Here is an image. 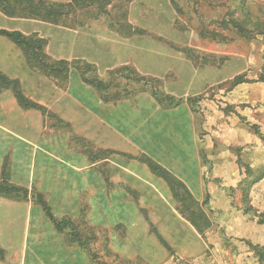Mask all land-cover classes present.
Here are the masks:
<instances>
[{
    "label": "crops",
    "instance_id": "1",
    "mask_svg": "<svg viewBox=\"0 0 264 264\" xmlns=\"http://www.w3.org/2000/svg\"><path fill=\"white\" fill-rule=\"evenodd\" d=\"M132 1L63 25L0 0V30L40 43L27 50L0 34V184L15 188L0 193V264H181L208 249L220 169L252 161L246 131L219 101L202 99L224 80H203L204 66L187 53L189 29L175 18L169 34L133 22ZM124 23L149 32L128 36ZM61 59L57 73L43 66ZM124 64L165 78L164 90L123 82ZM155 87L182 101L158 103Z\"/></svg>",
    "mask_w": 264,
    "mask_h": 264
},
{
    "label": "rangeland",
    "instance_id": "2",
    "mask_svg": "<svg viewBox=\"0 0 264 264\" xmlns=\"http://www.w3.org/2000/svg\"><path fill=\"white\" fill-rule=\"evenodd\" d=\"M177 2L179 9L174 16L173 11L162 0H133L130 19L142 25L159 23L155 25V32L160 34H169L174 29L170 26L173 18L180 26L189 29L182 33H186L183 34L184 40L189 49L194 51L187 53L198 66H204L203 78L212 79L218 75L221 81L224 80L216 87L205 89L202 99L206 100V106H212L219 101L231 121L235 120L240 127L245 128L246 132L241 133L246 136V146L251 150L249 157L252 160L246 164L241 161V167L220 169L218 180L221 195L217 200L220 218L218 224L214 222L213 233L208 235V249L198 257L180 258V263L264 264V260H260L252 249L253 246L258 249L264 248V82L257 81L263 45L260 39L249 42L231 40V36L235 37L232 33L218 27L214 29L215 25L209 24L205 25L207 29L221 33L224 40L213 41L199 36L197 30L207 20L221 18L226 10L228 13L229 8L233 7V2L229 0H177ZM78 17L80 20L83 19V14L82 16L79 14ZM167 22L168 25L164 24ZM175 32L180 33L176 30ZM156 44L164 46L163 41H156ZM159 60L160 64L169 65V61H165L163 56ZM140 76L146 78L140 80L141 82H149L152 86L160 85L164 90L165 78L156 80L151 74L143 73ZM236 76L242 82L240 85H231ZM127 80L131 85L130 78L125 77L123 82ZM215 92L217 97L213 96ZM227 93L229 98L224 99ZM249 139L251 142H248ZM222 144L226 143H220ZM237 156L239 161L246 160L243 155ZM223 194L227 200L223 201Z\"/></svg>",
    "mask_w": 264,
    "mask_h": 264
},
{
    "label": "trees",
    "instance_id": "3",
    "mask_svg": "<svg viewBox=\"0 0 264 264\" xmlns=\"http://www.w3.org/2000/svg\"><path fill=\"white\" fill-rule=\"evenodd\" d=\"M20 1H22V3H26V9H27L26 12L28 17H36L53 24L60 23L66 25L68 18L72 19V17L76 18V16L78 18L79 14L80 16H82L84 12L90 11L91 9L96 13L107 12L105 6L109 4V2L112 0H69L67 2H50L47 0H20ZM118 1L119 4H121L123 0H118ZM229 1L233 2V7L229 8L228 13L226 10V12H224L221 18L218 19L211 18L207 20L206 21L207 23L205 22L204 25L198 28L197 33L203 39L207 38L213 41L215 40L223 41L224 38L221 35V33L216 32L215 30L212 29H207L205 25L209 24V25H215L214 29L218 27L221 30H227L230 33H232V35H234L235 37L233 38L231 36L230 38L231 40L240 39L249 42L256 39H260L261 44L263 45V50L261 53V64L257 75V81L264 82V0H229ZM163 2L164 4L168 3L172 8L179 9V4L177 0H163ZM118 29L119 32L120 31L125 32V34L128 36L144 35L149 32V29L146 27L142 28V27H138L137 25L132 26L129 23L118 24ZM0 34L6 35L13 42H15L18 45H21L27 50L40 47V43L27 40L17 31L0 30ZM31 59H35V57L32 56ZM66 63L67 62L65 60L61 59L56 63L54 62L55 65L54 68H52L50 63L47 62H43V66L44 67L48 66L49 68L47 69L49 71L53 70L57 73L60 71L61 67L66 65ZM117 70L118 72L123 73L124 77L126 78H130L135 81L146 80V78L140 76L138 73L133 71V69L127 64H124V66L117 68ZM83 75L84 72L81 74V78L83 79V81L89 82L91 84L93 83L92 80H86V78H84ZM192 78H194L192 89H196L195 87L201 82L200 81L197 84V81L200 80L201 78L198 74ZM220 79L221 78L220 76L218 77V75L213 76L212 79L203 78L205 82H210V83L216 82L217 80ZM233 79L234 80L232 81L231 85H237L242 82V80H239L238 76L234 77ZM187 80H188L187 74H183V81H187ZM93 85L97 88H100L102 84L99 81H95ZM193 91L195 90H190V92ZM153 95L156 97L158 103H161L162 105L169 107L175 106L182 101L181 96L177 97L172 94L169 95L165 93L163 90L157 88H155V91H153ZM146 161H148V159H146ZM151 166H153L152 169L155 170V166L154 165ZM9 191H15V188L0 184V193L9 192ZM252 249L254 250L255 255H257L260 260L261 259L264 260V248L258 249L257 247L253 246Z\"/></svg>",
    "mask_w": 264,
    "mask_h": 264
}]
</instances>
